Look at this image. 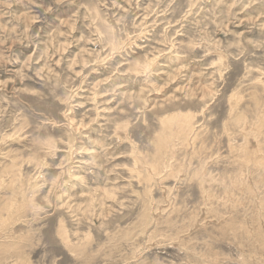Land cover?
Returning a JSON list of instances; mask_svg holds the SVG:
<instances>
[{"label": "rangeland", "instance_id": "obj_1", "mask_svg": "<svg viewBox=\"0 0 264 264\" xmlns=\"http://www.w3.org/2000/svg\"><path fill=\"white\" fill-rule=\"evenodd\" d=\"M0 264H264V0H0Z\"/></svg>", "mask_w": 264, "mask_h": 264}]
</instances>
